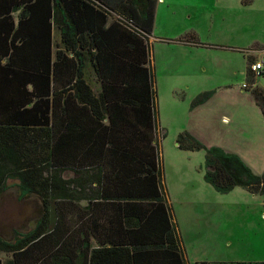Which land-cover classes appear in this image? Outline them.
Instances as JSON below:
<instances>
[{
	"label": "trees",
	"instance_id": "obj_1",
	"mask_svg": "<svg viewBox=\"0 0 264 264\" xmlns=\"http://www.w3.org/2000/svg\"><path fill=\"white\" fill-rule=\"evenodd\" d=\"M84 7L108 15L92 0H0V193L14 178L44 203L30 232L0 237V264H186L159 165L152 4L149 24L137 27L118 13L123 19H113L102 42L98 30L76 19ZM93 77L100 92L91 89ZM250 93L259 105L261 92ZM176 142L204 148L202 178L214 190L264 194V167L253 173L236 153L186 132ZM70 170L81 182L61 178ZM73 179L81 191L65 192L61 180ZM107 212L116 215L102 221L106 230L92 246L80 236L79 219Z\"/></svg>",
	"mask_w": 264,
	"mask_h": 264
},
{
	"label": "rangeland",
	"instance_id": "obj_2",
	"mask_svg": "<svg viewBox=\"0 0 264 264\" xmlns=\"http://www.w3.org/2000/svg\"><path fill=\"white\" fill-rule=\"evenodd\" d=\"M148 49L162 186L186 264H264V194L214 190L199 168L204 148L176 144L179 133L195 130L203 145L256 152L249 159L237 150L254 171L262 169L264 66L253 79L248 64L264 61V0H157ZM221 114L230 121L221 123ZM33 202L2 193L0 234L25 225L37 210Z\"/></svg>",
	"mask_w": 264,
	"mask_h": 264
},
{
	"label": "crops",
	"instance_id": "obj_3",
	"mask_svg": "<svg viewBox=\"0 0 264 264\" xmlns=\"http://www.w3.org/2000/svg\"><path fill=\"white\" fill-rule=\"evenodd\" d=\"M95 5L99 8L104 10L108 15L107 16H103L101 15L98 11L94 12V13H90L91 9H89L88 7H84L81 9L80 13H78V15L76 16V19H78V21L84 22V25H81V27H88V25L92 26L95 30H98L99 36L101 38V42L105 41V39H107L109 37V34L107 32L104 31V29L112 23L113 19H123L121 18V16L118 15L119 14H123L125 16H129L134 20V25L137 27H142L144 26L147 20V9L149 11V7H151L152 4V24L154 21V5L156 3L157 0H92ZM88 24V25H87ZM149 24V23H148ZM152 28V26H151ZM84 30H87L86 28H84ZM100 30V32H99ZM51 35H52V42H56L59 40V30L52 27L51 30ZM89 34H87L86 32H84L81 36L84 37L85 40L89 39L88 37ZM150 35V34H149ZM149 37V36H148ZM260 59V58H259ZM259 59H255V60H259ZM89 74L92 75V71H89ZM89 82L91 83V89L93 92L97 93L100 92L101 86L100 83L93 77L89 80ZM248 83H252V82H248ZM242 84V83H241ZM248 87V86H247ZM240 89V88H239ZM245 91H242L241 89L239 90L238 94H243ZM251 94V93H250ZM200 96L202 97V93L197 96L198 98H200ZM71 101V100H70ZM69 101V102H70ZM254 102V100H253ZM75 102L71 103L74 104ZM254 104L256 105V103L254 102ZM79 106H82V103H78ZM258 107V105H256ZM78 118H80L77 115ZM132 118V116H131ZM129 119V118H128ZM222 122L221 123H228L231 119V115H227V114H221L220 118H219ZM131 120V119H130ZM132 121V120H131ZM261 121L264 122V115L261 118ZM104 123H106V119L103 120ZM128 122V121H126ZM159 127L157 128L156 126V140L158 141V138L161 137L162 131H159ZM186 132L190 137L198 140L199 138V132L195 131V130H191V131H184ZM182 133V132H181ZM199 141V140H198ZM177 144V143H176ZM208 146V145H205ZM216 146H220L221 148H223L225 151L228 152H232V153H236L251 169V171L253 173L259 174L262 169L260 171H254L251 166L246 162V160L243 158V156L241 154H239L237 152L238 149L241 150H245L248 151L247 153H245L247 155V157H249V159H251V157L256 156V152L252 153L249 152V150H247L244 147H239L237 148V145H235L233 148H229L225 145H216ZM251 156V157H250ZM199 168L202 169L203 171V166L202 164L199 165ZM68 177H78L79 178V174L77 175L76 173L70 171H63L61 178L62 179H67ZM78 178H76L75 181L77 182H81V180H78ZM74 180V179H73ZM18 183V179H14V178H10L7 181V185L8 184H17ZM2 193H0L1 196ZM82 201V200H80ZM82 205V204H81ZM116 215V213L113 212H107V213H84L82 214V216L80 217V221H83L80 225V236L82 237L87 236V239L89 241V243L94 246L96 244V236L99 234H101V232H103L104 230H106V226L103 224V220L105 218L111 217L113 215ZM74 216V215H72ZM99 221V222H98ZM14 230H10L7 231V233L5 234H0V237H2L3 239L7 240V241H11L13 234H14ZM179 233V232H178ZM95 235V237H94ZM179 235V234H178ZM180 238V237H179ZM180 241V245L182 248V244H181V240ZM5 257V256H4ZM184 257V255H183ZM186 263V262H185Z\"/></svg>",
	"mask_w": 264,
	"mask_h": 264
},
{
	"label": "flooded vegetation",
	"instance_id": "obj_4",
	"mask_svg": "<svg viewBox=\"0 0 264 264\" xmlns=\"http://www.w3.org/2000/svg\"><path fill=\"white\" fill-rule=\"evenodd\" d=\"M248 73H249V71H248ZM161 136H162V134H161ZM61 181H62V184H63L62 186H63V189L65 190V192L70 193L71 191H73V192L81 191L80 186L77 183H75L74 180H61ZM75 184L77 186H75ZM56 186H57V184H56ZM20 188L21 187L19 184H8L1 191V193L10 191L13 194H15L18 199H21L23 197L25 199L27 198L31 201H34L32 204L34 206H37V208H36L37 210L32 215L28 216V218L26 219L27 223H25V225L22 224L16 228L11 229L12 231L13 230L16 231L17 233L24 234V233L30 232L33 229L34 223L37 221V219L40 218V216L42 214L44 203H43V198L41 197L40 194L32 192V191L22 192V190ZM86 189H87V187H85L84 191H86ZM82 193L85 194V192H82ZM77 203L79 204V206H84L86 204L84 201H80V200H78Z\"/></svg>",
	"mask_w": 264,
	"mask_h": 264
},
{
	"label": "built area",
	"instance_id": "obj_5",
	"mask_svg": "<svg viewBox=\"0 0 264 264\" xmlns=\"http://www.w3.org/2000/svg\"><path fill=\"white\" fill-rule=\"evenodd\" d=\"M263 66H264V61L262 59L254 60V61L249 63L248 71H249L251 77H253V79L255 76H258L260 74V72L263 69ZM249 84L250 83H248V82H244L240 85V87L242 89H245Z\"/></svg>",
	"mask_w": 264,
	"mask_h": 264
}]
</instances>
